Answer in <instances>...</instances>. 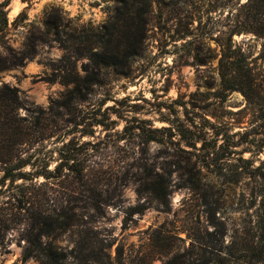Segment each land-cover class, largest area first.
Wrapping results in <instances>:
<instances>
[{
	"label": "rangeland",
	"instance_id": "obj_1",
	"mask_svg": "<svg viewBox=\"0 0 264 264\" xmlns=\"http://www.w3.org/2000/svg\"><path fill=\"white\" fill-rule=\"evenodd\" d=\"M244 1L154 0L143 20L138 53L123 72L96 66L86 56L87 49L99 46L117 0L11 1L10 22L22 14L8 41L17 52L30 45L36 52L22 67L2 72L0 83L18 86L28 102L47 112L48 122L51 107L74 87L64 80L76 79V70L81 78L97 79L71 108L55 111H61L60 125V116L72 120L69 138L78 143L76 152L89 171L96 170L90 176L105 199V214L94 222L95 231L88 229L91 223L81 224L62 235L61 244L72 248L88 235L100 246L111 245L112 263L104 255V264H136L142 258L143 264H162L165 257L152 260L148 254L157 230L178 231L182 241L161 235L184 252L206 225L214 228L203 204L201 186L207 184L215 186V217L225 226L226 243L243 228L248 217L241 194L248 189L250 170L242 159L254 165L264 159V100L224 89L219 59L222 45L240 47L264 84V38L242 32L231 40V12ZM236 176L241 183L227 181ZM161 177L168 181L169 205L143 189ZM138 205L145 209L134 212ZM17 211L11 205L4 209L14 218ZM23 226L8 233L0 264H38L22 260Z\"/></svg>",
	"mask_w": 264,
	"mask_h": 264
},
{
	"label": "trees",
	"instance_id": "obj_2",
	"mask_svg": "<svg viewBox=\"0 0 264 264\" xmlns=\"http://www.w3.org/2000/svg\"><path fill=\"white\" fill-rule=\"evenodd\" d=\"M11 1L0 2V74L22 67L26 58L36 52L32 45L17 52L8 41L11 25H15L22 14L10 22L7 7ZM153 1L117 0L115 11L100 36L102 41H98L99 46L87 49L86 56L90 61L99 67L121 68L123 72L138 53L143 20ZM231 13L234 17L231 40L233 35L242 32L264 38V0L239 2ZM222 48L219 73L224 89L238 90L250 101L253 96L264 100V84L243 58L240 47L230 43ZM75 74L76 79L63 81L66 86L73 84L74 87L67 89L64 100H58L51 107L48 114L52 113L53 118L48 122L47 112L28 102L18 86L0 83V250L7 245L8 233L15 226L24 225L21 228V239L25 240L24 262L33 258L38 264H104L105 255L112 263V255L108 253L111 245L100 246L95 239L91 240L92 236L85 235L86 238L76 240L72 248L59 242L62 235L75 231L84 223H91L88 229L95 231L94 222L105 214L102 205L105 199L90 176L96 170L89 171L85 159L76 152L78 143L69 138L73 133L69 128L72 120L60 116L63 123L60 125L56 119L61 113L55 111L56 108H71L72 100L84 97L97 82L91 74L85 78H81L77 70ZM152 140L151 137L148 139L149 142ZM261 152L264 153V145ZM242 160L248 163L250 170L247 173L248 189H243L241 194L248 218L243 228L235 230L233 239L228 243L225 241V226L215 217L212 198L215 186L207 184L201 186L204 189L203 204L209 214L208 224L214 228L209 230L206 225L203 234L196 236L191 241V248L184 252L161 235L171 234L182 241L178 231L157 230V243L148 253L149 259L165 257L162 264H264V159L258 165L250 159ZM227 181L239 184L242 179L236 176ZM167 182L163 177L152 179L143 189L151 190L158 200L169 205ZM7 205L18 210L16 218L4 213ZM143 209L144 205H138L134 212ZM86 215L90 221L84 220ZM144 261L142 258V262L136 264Z\"/></svg>",
	"mask_w": 264,
	"mask_h": 264
}]
</instances>
